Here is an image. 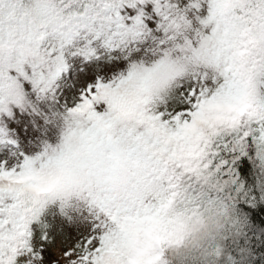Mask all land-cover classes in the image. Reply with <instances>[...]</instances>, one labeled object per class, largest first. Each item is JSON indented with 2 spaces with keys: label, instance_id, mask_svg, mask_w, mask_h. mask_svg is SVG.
Wrapping results in <instances>:
<instances>
[{
  "label": "snow or ice",
  "instance_id": "1",
  "mask_svg": "<svg viewBox=\"0 0 264 264\" xmlns=\"http://www.w3.org/2000/svg\"><path fill=\"white\" fill-rule=\"evenodd\" d=\"M89 5L68 20L41 7L38 16L55 41L47 55L0 63V264H158L164 248L181 245L189 223L202 218L180 199L179 180L189 173L215 179L254 219L264 212L250 206L264 201V186L246 185L240 173L247 165L237 170V161L248 158L264 173V51L251 65L254 90L243 83L236 55L240 28L264 44V0ZM31 39L39 49L40 38ZM145 59L152 64L132 70ZM160 83L170 86L150 96ZM140 97L158 107L144 115L141 131H122L121 140L132 139L124 155L143 163L139 188H155L151 198L113 206L97 194L82 215L76 212L78 220L57 207L26 224L21 188L42 191L51 174L73 163L104 175L115 171L120 141L104 134L118 110ZM46 105L87 114L91 123L47 142ZM30 141L42 142L40 150ZM173 202L179 211L170 215ZM136 232L145 234L138 245Z\"/></svg>",
  "mask_w": 264,
  "mask_h": 264
},
{
  "label": "trees",
  "instance_id": "2",
  "mask_svg": "<svg viewBox=\"0 0 264 264\" xmlns=\"http://www.w3.org/2000/svg\"><path fill=\"white\" fill-rule=\"evenodd\" d=\"M40 0H29L26 9H22V18L20 22L13 23L8 27V41L0 43V63L7 66L15 60H23L25 62L33 60L37 56H46L47 53L41 45L42 38L45 36L40 31V27L44 25L43 21L33 19L35 9L40 6ZM54 6L57 12H51L57 18L68 20L78 15L85 6L89 5V0H46ZM115 0H103L107 6H112ZM36 20V21H35ZM239 43L236 49L237 62L239 71H245L256 61V56L264 51V44H261L259 49L254 52L253 58L245 63L240 58L241 49L245 48L248 44L247 35L252 33L249 29L240 28ZM35 34L40 38V48L37 49L32 42V35ZM253 34V33H252ZM137 67V66H136ZM135 71L141 70L138 66ZM156 94L164 92V83L155 85ZM247 87L253 88L254 82ZM167 89V88H166ZM145 100V99H144ZM242 103L244 99L242 98ZM132 106H124L121 108L125 114H130L128 122L125 125V131H131L133 135L141 131L144 127L142 119L148 112L147 108L142 110L145 113L141 114V108L144 104L142 98H138L137 102L132 103ZM147 104V103H146ZM51 107L52 114H56L54 120L56 124L72 123L70 130H82L89 126L91 123L85 114L67 113L63 110H58L53 105H46ZM140 110V111H139ZM48 111V108H47ZM129 111V113H127ZM131 111V112H130ZM121 111L116 113L117 120L119 119ZM59 115V116H57ZM47 117H50L48 112ZM61 123V124H62ZM59 141L56 140L55 143ZM133 141L131 138H125L121 145L124 154L127 153ZM54 150V149H53ZM148 151L151 153L154 150L149 147ZM157 157H161L160 153H156ZM163 158V157H161ZM129 168L134 178L141 180V175L145 171V167L141 161L127 159ZM238 169L246 167L245 173H240L241 178L245 181L246 185L253 190H258L264 186V173L261 172L258 162L248 158H241L237 161ZM62 173H53L50 175V180L47 181L45 192L39 194H22L19 197V202L25 210V214L33 219L38 220L46 205L54 200V198L61 191L62 186L56 181L60 178ZM63 191V189H62ZM155 192V188L152 189ZM180 199L188 204L189 207L197 208L198 210L218 209L222 207V212L219 214V222L215 224V229L212 236L215 244H218L219 251L210 252L206 255L207 248L201 245L203 238L210 237L208 234L201 232L199 239L195 244H190L188 247L181 248L175 251L165 249L163 256L166 258L167 264H264V212L259 213V218L254 219L249 212H244L239 207V202L235 199L227 197L225 192H221L217 186L215 179L205 180L203 177L196 176L195 174H185L179 180ZM253 211H258L260 207H264V201L257 200L250 205ZM201 237V238H200ZM183 249H186L182 251ZM213 257V258H212ZM212 258V259H211ZM211 259V260H210Z\"/></svg>",
  "mask_w": 264,
  "mask_h": 264
},
{
  "label": "rangeland",
  "instance_id": "3",
  "mask_svg": "<svg viewBox=\"0 0 264 264\" xmlns=\"http://www.w3.org/2000/svg\"><path fill=\"white\" fill-rule=\"evenodd\" d=\"M29 3V0H0V42L4 43L8 40V27L11 26L13 23L20 22L21 24V18L23 16L22 9L25 8L27 4ZM40 6L38 7V10L43 7L46 8L49 12L53 11V6L46 2L45 0L39 1ZM38 10L36 16H38ZM57 12V11H56ZM40 31L45 34V36L42 38L41 45L43 46L46 53H48L47 45H52L55 41L53 39H50V30L45 26L42 25L40 27ZM152 64L151 60L145 59L143 63L141 64H134L133 65V71L135 69H138L137 67L140 66L141 70L145 68V66H150ZM137 66V67H136ZM219 71V69H217ZM240 75L242 78L243 83L246 85H251L252 82H254L255 77L254 74L251 72V66L245 71H240ZM166 86L164 87V91L166 88H168L170 85L167 83H164ZM103 100L106 102L110 100L109 95H105L102 97ZM137 102V101H135ZM133 104H127L124 106H132ZM122 106L121 108H123ZM58 108V110H62L59 106H54ZM158 107V104L154 102L152 104V111H154ZM48 112L50 114V117H45V130H44V139L47 142L55 143L58 139L60 141L61 136L69 131V127H71L72 123H62L59 122L56 124L53 121L49 119H54L56 117V114H52L53 111H51V107H47ZM119 109L121 111L119 119L113 121L112 125L106 130L105 137H111L115 140L120 141L117 145L119 151L121 152V145L125 138L121 140V133L122 131H125L124 127L128 122V118L130 114H125L124 111ZM140 111V110H139ZM131 112V111H130ZM141 114L145 113L141 109ZM59 116V115H57ZM85 117L89 116L85 114ZM62 123V124H61ZM52 131L51 138L47 137V132ZM57 141V142H59ZM32 144L33 147L37 149V151L40 150L42 147V142L40 143H33L32 141L29 142ZM13 144H15V141H13ZM122 154V152H121ZM39 171V169H37ZM58 184L62 186L61 191L58 193V195L54 198L53 201L48 203L46 205V208L43 210L42 215L37 220L39 221L41 217L55 211L57 207H61L67 214H70L73 216L74 220L80 219V216L76 215L77 211H80L81 215L84 211L87 210V204L92 196H95L97 194H106L110 198V203L113 206H117L124 202L126 199L132 198V197H145V198H151L153 195V191H146L141 190L139 188L140 180L138 178H134L131 170L129 168L128 162L123 156L121 155V159L117 161L116 169L114 172L108 175L100 174L98 172H94L92 168L85 167L81 168L78 167L75 163L69 165L68 171L61 174L60 178L56 180ZM21 192H28L31 194L32 190L21 188L17 191L16 195L19 197L22 195H19ZM20 203V202H19ZM21 205V204H20ZM22 207V206H21ZM199 212L202 214V217L206 218L210 226L204 230V234H208L210 237L203 238L201 241V245H205L207 248L206 255L213 251H219L218 244H215L216 241H214V238L212 236V232L215 229V224H217L220 220L218 217L219 214L222 212V207H218V209H211L208 210H199ZM28 215L25 214V223L31 224L34 221L27 218ZM35 221V222H37ZM201 234V233H200ZM199 234V235H200ZM144 233L143 232H136L134 235V240L136 244L138 245L140 241L144 239ZM201 236V235H200ZM201 238V237H200ZM199 239V236H198ZM190 244L183 243L181 245H173L165 247V249H169L171 251L179 250L181 248L188 247ZM163 250V251H164ZM186 249H183L184 251ZM135 251V247L133 249V252ZM213 258V257H212ZM211 258V259H212ZM210 259V260H211ZM158 264H167L166 258L163 256V253L160 257V261Z\"/></svg>",
  "mask_w": 264,
  "mask_h": 264
},
{
  "label": "clouds",
  "instance_id": "4",
  "mask_svg": "<svg viewBox=\"0 0 264 264\" xmlns=\"http://www.w3.org/2000/svg\"><path fill=\"white\" fill-rule=\"evenodd\" d=\"M247 40H248L247 46L241 49V53H240V58L245 63H247L253 58L254 52H256L260 47L259 40L254 34L249 33L247 35ZM177 211H179V205L176 202H173L171 207L168 209V212L170 215H172L175 214ZM209 226H210L209 221L204 217H202L199 222H190L189 230L185 234L183 243L195 244L199 234L202 231L206 230Z\"/></svg>",
  "mask_w": 264,
  "mask_h": 264
}]
</instances>
